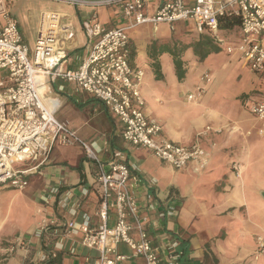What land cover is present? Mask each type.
<instances>
[{"label": "built area", "instance_id": "obj_1", "mask_svg": "<svg viewBox=\"0 0 264 264\" xmlns=\"http://www.w3.org/2000/svg\"><path fill=\"white\" fill-rule=\"evenodd\" d=\"M51 1L73 7L118 5L121 17L133 18L130 28L143 23L170 25L190 20L198 33L208 31L214 43L227 54H232L234 48L219 33L218 18L235 17L240 29L236 49L243 63L250 71L264 74V0H194L191 6L186 0H160L151 18L143 15L142 10L154 0ZM80 26L90 45L88 53L76 69L65 70L63 63L67 53L62 44L71 29L62 16L42 12L31 53L16 17L9 11L8 0H0V188L24 190L28 177L49 163L56 143L60 146L80 143L85 156L97 166L98 208L93 216L99 222L94 225L92 217L86 213L80 215V220H75L74 208H70L72 218L69 220H42L34 232L47 248L40 253L41 261L56 258L58 252L63 251L64 238L78 237L80 247L91 252L85 258V264H123L135 258H141L143 264H182L184 249L178 239L170 237L159 246L154 245L149 230L155 224L142 214L133 193L136 181L131 179L135 168L123 161L120 151H113L109 161H101L95 145L80 141L66 125L59 123L54 118L56 103L47 101L43 94V80L61 79L96 98L122 125L121 138L125 142L147 149L173 170L184 169L192 163L193 169L199 171L206 165L208 153L198 142L182 147L158 137L162 131L160 123L145 113L140 91L143 71L133 69L129 64L126 33L129 27L103 28L94 12L82 20ZM210 82L209 73L204 72L199 78L201 85L186 96L187 101H195L204 95L205 85ZM259 94L260 98L248 106V111L263 123L257 134L264 137V89ZM210 131L219 133L206 127L197 137ZM15 164H27L28 168L18 169ZM232 168L238 175V166ZM50 193L58 195L59 190L51 188ZM86 194L87 190L83 196ZM68 198L66 195L61 200L63 209L68 206ZM39 200L46 204L48 201L44 196ZM172 211V208L160 211L156 220L163 222ZM52 237L55 239L51 244ZM14 243L24 245L20 238ZM119 246L129 254L120 251ZM255 247L257 254H264V235L256 236ZM14 248L11 246L8 252ZM68 253L75 254L74 248L71 247Z\"/></svg>", "mask_w": 264, "mask_h": 264}, {"label": "crops", "instance_id": "obj_2", "mask_svg": "<svg viewBox=\"0 0 264 264\" xmlns=\"http://www.w3.org/2000/svg\"><path fill=\"white\" fill-rule=\"evenodd\" d=\"M186 3L191 6L194 0H186ZM159 4L160 0H154L152 5L142 10L143 15L153 17ZM85 8L76 13H59L71 29L62 44L67 53L63 63L65 70L76 69L88 53L90 45L80 25L93 12L103 28L129 27L133 23V18L121 17L118 5L96 7L94 10ZM126 33L129 38V64L133 69H141L144 75L140 91L145 113L162 127L158 137L182 147L198 142L200 148L208 153L206 165L199 171L193 169L195 165L192 163L184 169L173 170L147 149L125 142L121 138L122 125L96 98L77 89L72 83L44 78L43 94L47 101L56 103L54 118L66 125L80 141L95 145L101 161H109L113 151H120L123 161L135 168L131 179L136 181L133 193L142 214L155 224L149 230L155 246L170 237L178 239L184 249L182 264H264V254H257L255 247L256 236L264 235L262 160H252L249 154L243 152L245 137L236 133V127L231 126L226 115L208 105L212 97H206V91L199 99L187 101L186 96L191 92L189 88L184 86L185 83L173 82L172 56L166 52L155 54L152 50V47L193 44L199 38L196 26L190 20L170 25L143 23L129 27ZM231 33L233 40L236 36L238 39L239 26ZM187 51L193 54L191 47L184 53ZM152 54H155L154 58ZM194 59L198 61L195 56ZM155 62L159 64L158 70L154 68ZM164 72L170 75L172 83L165 82ZM206 127L219 133L210 131L198 138L197 135ZM50 157L45 167L28 177L27 187L33 185L29 190L33 196L30 202L34 213L37 216L44 214L45 220L49 218L61 222L72 218L70 208H74L75 220H80V215L86 213L96 225L99 220L93 215L98 208V197H92L96 191L95 163L85 156L80 143L73 146L56 143ZM233 165L238 166V175ZM14 167L26 169L28 165L15 164ZM254 172L256 178L252 180L249 176ZM244 174L249 178L248 182L244 181ZM37 182L43 183V193L37 192ZM51 188L58 189L59 194L52 195ZM85 190L87 194L83 196ZM66 195L69 196V207L63 209L61 200ZM40 196L48 200L47 204L39 200ZM168 208L173 209L171 214L163 222H158L157 213ZM39 221L33 219L32 225L19 228L22 239L30 246L27 250H39V240L34 235ZM17 229L12 228V232ZM9 230L10 227H0V264L9 259L15 260L14 264H20L24 250L17 248L16 254L8 252L9 245L15 239ZM71 247L75 254L68 253ZM119 250L129 254L122 246H119ZM90 254L80 247L78 237H66L63 251L58 252L60 260L54 264H85V258ZM123 264H143V260L135 258Z\"/></svg>", "mask_w": 264, "mask_h": 264}, {"label": "rangeland", "instance_id": "obj_3", "mask_svg": "<svg viewBox=\"0 0 264 264\" xmlns=\"http://www.w3.org/2000/svg\"><path fill=\"white\" fill-rule=\"evenodd\" d=\"M114 5L108 6L107 8L113 7ZM8 7L12 15L16 17L19 30L22 32L24 41L30 48L31 53L34 50V42L42 12L54 14L76 13L78 10L82 11L85 8L73 7L59 1L51 0H8ZM90 8L94 10V7ZM226 40L234 48L232 54H227L223 48H220L218 52L208 54L200 62L194 59L192 53L188 51L186 53L183 52L180 58L184 62L185 77L181 83H185L186 85L184 86L189 88V91L194 92V87L201 85L199 83L201 75L204 72L209 73L211 82L205 85V89L207 93L206 97H212V99L209 100L208 105L211 108L217 109L219 113L226 115L227 119L230 120L231 126L236 127V133L241 137H245L244 143L246 147L243 152L246 155L249 154L252 160L261 159L264 164V137L257 134L258 130L262 128L263 123L256 120L248 111V106L260 98L259 92L264 89V84H262L264 83V74L250 71L243 63L236 49L239 43L237 36L233 40L232 33H229L226 36ZM217 47L219 48V46ZM163 74L165 75V82L167 84L172 83L170 75L166 74V72ZM174 76L173 82L180 83L177 75L175 74ZM185 93L188 92L186 91ZM246 176L244 174L243 179L248 182L249 178ZM249 177L254 180L256 178L255 172ZM35 186L38 188L37 192L40 191L39 193H43L45 191L43 190L42 182H37ZM32 187L33 185L31 184V187L29 185L24 190L10 188L0 190V227L5 226L6 229L10 227L11 230L8 232H12V228L18 227L16 232H12V236L15 239L9 246H14L15 248L9 253H15L18 250L17 248L24 250L25 255L20 261V264H44L46 262L41 261L42 254H40L47 250L44 243L38 239V252L36 250H27L30 246L22 239L23 237H21L22 234L19 230L21 227L32 225L33 219H40L39 223L45 220L43 218L45 215L41 213L37 216L31 206L30 200L33 196L29 189ZM92 197L93 199L97 197L96 191L93 192ZM17 238L24 241L23 246L14 245V241ZM49 242L52 244L53 240ZM33 258L35 259L32 260ZM14 261L13 259H9L7 262L1 264H14Z\"/></svg>", "mask_w": 264, "mask_h": 264}, {"label": "trees", "instance_id": "obj_4", "mask_svg": "<svg viewBox=\"0 0 264 264\" xmlns=\"http://www.w3.org/2000/svg\"><path fill=\"white\" fill-rule=\"evenodd\" d=\"M218 25H219V33L221 36H223L226 39V36L234 31L239 25H238V19L237 18H230L227 16H222L218 18ZM198 40L190 45H183L180 44V46L174 45L171 48H168L166 46H159V47H152V50L155 54H160L163 52L169 53L173 58L174 63V72L177 75L178 81L182 82L185 77V70H184V62L181 60L180 56L181 54L187 50L188 47H191L193 50L194 56L198 59V61H203V59L206 58V56L210 53L218 52L220 48H218L211 35L208 33V31H203L202 33H198ZM155 54L151 55L152 58L155 57ZM159 64L157 62L154 63L155 70H158ZM60 260V257L56 258H50L47 262L44 264H54L58 263Z\"/></svg>", "mask_w": 264, "mask_h": 264}]
</instances>
